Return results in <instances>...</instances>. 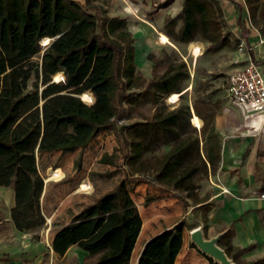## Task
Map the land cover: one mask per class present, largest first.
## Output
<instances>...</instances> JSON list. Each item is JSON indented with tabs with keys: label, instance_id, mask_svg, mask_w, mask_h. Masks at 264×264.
I'll list each match as a JSON object with an SVG mask.
<instances>
[{
	"label": "trees",
	"instance_id": "1",
	"mask_svg": "<svg viewBox=\"0 0 264 264\" xmlns=\"http://www.w3.org/2000/svg\"><path fill=\"white\" fill-rule=\"evenodd\" d=\"M173 1L164 0L158 8ZM233 3L239 14L238 25L245 31V13L254 17L259 0ZM178 20L181 23L175 30ZM163 28L166 36L177 42H189L200 35L209 42V49L226 44L213 0H182L177 14L164 19ZM47 39L49 42L43 45ZM134 43L126 18L108 15L95 0H0V186L13 188L11 218L15 227L30 231L45 223L40 206L44 179L37 167L38 150L49 149L51 143H56L51 149L84 150L104 131H111L118 143L111 153L101 156L100 162L121 167L123 178L84 205L52 241L59 255L74 244L89 255H98L86 264H129L139 226L130 197L134 185L146 183L167 191L182 202L184 210L193 205L192 210L208 212L212 206L207 202L208 193L197 194L195 175L199 168L208 174L209 170L213 172L220 160L221 141L214 127L217 110L194 102L193 113L197 125H201L184 133L178 125L189 111L187 104L156 110L141 122L122 123L128 105L141 100L157 103L164 95L179 93L187 78L184 62H167L161 56L152 65V76L145 78L137 70ZM103 54L108 57L102 76L107 108L104 116L97 118L91 109L77 106L61 115V106L44 107L49 97L79 87L95 57ZM37 56L39 59H35ZM159 68L162 70L157 73ZM61 76V80H53ZM82 97L90 99L87 94ZM67 121L77 127V136L58 143L56 139L45 140ZM59 163L67 166L68 157L59 159ZM113 173L115 170L101 175ZM62 174L59 169L54 171L56 178ZM89 187L82 183L79 189ZM152 199L146 196L145 204ZM183 225L180 220L147 240L139 264H174L182 244ZM202 228L205 233L207 217ZM230 235L231 229L221 236L218 245L236 262L235 255H230L231 246H223ZM245 249L234 248L236 254ZM205 257L209 264H217ZM247 264H264V256Z\"/></svg>",
	"mask_w": 264,
	"mask_h": 264
},
{
	"label": "crops",
	"instance_id": "2",
	"mask_svg": "<svg viewBox=\"0 0 264 264\" xmlns=\"http://www.w3.org/2000/svg\"><path fill=\"white\" fill-rule=\"evenodd\" d=\"M153 1L162 2V0ZM235 11L238 25L239 14L234 7L232 12ZM144 27L146 31H150L149 27ZM238 27L240 37L244 40L249 53V59L256 62L264 78V31L247 25L246 20L245 31L239 25ZM214 127L220 137L221 150L216 177L211 178L212 185L209 186L212 191L207 200L212 204L206 215L207 225L208 230H213V233L207 235L205 232L204 235L208 238L219 232L225 234L231 229L232 235L225 239L223 246L230 245L233 249L246 248L241 258L246 259L247 264L264 256V196H261L264 195V118L259 121L248 118L236 105L226 106L216 112ZM104 133L106 131L100 132L91 142H97ZM109 145V149L97 157L96 165L102 168V172L118 170L114 166L100 162L103 154L112 152L117 146L113 140ZM78 150L76 148L73 151L78 152ZM92 150L89 151L93 155L97 148L94 146ZM53 152L50 155L46 152H36L38 171L44 179L40 206L46 220L38 232L19 231L15 227L11 218V208L14 205L13 188L0 186V264H84V260L89 256L88 252L75 244L68 247L62 255L57 254L52 248L54 235L68 224L84 205L92 203L99 195L111 189L114 186L113 177L119 173L115 171L109 177H98L100 181H108L103 191L98 194L93 186L96 179L93 175L87 177L84 175V180L90 187L87 191L79 190L75 183L79 182L77 179L80 176L71 179L63 173L57 181L50 178L53 173L52 166L61 172H63L62 167H65L60 163L57 164L58 153L56 150ZM67 180L71 181L67 182ZM133 191L138 197L136 202L142 221L131 254V261L136 264L145 242L174 226L184 217L186 210L182 202L172 197L170 193L168 196L161 193L158 187L140 183L133 186ZM146 196L153 197L147 204H145ZM193 207L191 205V209ZM194 227L196 226L191 228L182 226V244L174 264H209L206 257L190 242V230ZM236 263L240 264L237 260Z\"/></svg>",
	"mask_w": 264,
	"mask_h": 264
},
{
	"label": "rangeland",
	"instance_id": "3",
	"mask_svg": "<svg viewBox=\"0 0 264 264\" xmlns=\"http://www.w3.org/2000/svg\"><path fill=\"white\" fill-rule=\"evenodd\" d=\"M233 1L243 3V0H213L217 8L221 32L226 38V44L218 49L212 50L209 49V42L200 35H196V37L189 42H177L164 33V19L166 17H173L177 14L180 10L182 0H174L165 8H158L160 2H154L153 0H95L96 3H100L103 8L106 9L108 15L126 18L128 28L135 37L134 47L137 70L145 78L148 79L152 76V65L160 56L166 58L167 62H184L187 71V78L181 85V92L164 95L157 103L141 100L136 104L128 105L127 115L126 118L121 121L122 123L141 122L151 117L156 110H167L181 104H187L189 106V111L186 113L181 124L178 125L179 131L184 133L190 131L191 128L198 129L200 127L197 125L195 114L192 109V104L194 102L202 103L217 111L226 106H233L227 92L229 77L234 70L241 68L249 61V53L246 49L244 40L240 37V29L236 24V11L232 12L236 5ZM245 20L247 25L264 31V0H259V6L254 17L249 16L248 12L245 13ZM180 23V20H178L175 30H177ZM144 26L149 27L150 31H146ZM48 42L49 41L46 43ZM35 59H39V57L37 56ZM107 63V54L95 57L91 71L79 87L49 97L43 103L44 107L54 108L61 106V115L70 108L77 106L82 110L86 108L91 109L94 116L97 118L104 116L107 108L102 76L107 67ZM161 70V68L157 69V73ZM83 94L89 95L90 99H83ZM180 94L182 95L180 96ZM77 135V127L67 121L61 126L57 133L47 137L45 140L49 141L51 139H56L58 143L65 140L67 137H74ZM112 140L114 144L118 145L113 133L111 131H106L103 136L101 135V137L98 138L97 142L89 143L84 150L78 148V152L51 149L50 147H53L56 143L48 144L47 148L49 149H40L38 152H46V154L50 155L56 150L58 153L57 164H59V159L68 157L70 164L62 167L65 176L67 178L71 176H80L77 179L79 182L75 183L78 189L80 184L87 183L84 180L85 176L93 175V178L96 179L93 186L97 189L96 194H98L103 191L108 181H100L101 179H98V177H102L101 174L105 171L102 172V168L96 165L97 157L100 153L109 149L111 145H109V142H112ZM94 146L97 150L93 152L92 155L89 150H92ZM80 155L81 161L78 162ZM57 167L58 165H56V168ZM116 168L118 170H114L117 171L119 175L113 177L112 181L114 185L121 180V176L123 175V169L121 167ZM217 169L218 165L213 172L210 173L209 170L208 174L205 173L202 168H199L195 175L196 182L199 185L196 192L199 196H202L204 193H211L212 189L209 185H212L210 181L211 178L213 179L216 177L215 174ZM51 170L54 172L56 169L52 166ZM61 182H63V180H61ZM161 191V193L168 196L169 193L167 191L162 189ZM130 197L136 206L137 215L139 217L138 232L134 239L129 258V264H133L131 261V254L141 229L142 221L136 202L138 197L133 190L130 193ZM206 215L207 212L203 209L192 210L190 205L187 207L184 217L181 220H183V226L187 228L193 226L203 227L204 217H206ZM39 230L40 228L35 231L38 232ZM206 232L207 235H209L213 233V230H208L207 225ZM229 251L230 255H235L237 262L246 264V259L241 258L242 252L236 254L232 247L229 248ZM140 253L136 264H139ZM97 256L98 255L87 256L84 260V264L94 261Z\"/></svg>",
	"mask_w": 264,
	"mask_h": 264
},
{
	"label": "built area",
	"instance_id": "4",
	"mask_svg": "<svg viewBox=\"0 0 264 264\" xmlns=\"http://www.w3.org/2000/svg\"><path fill=\"white\" fill-rule=\"evenodd\" d=\"M227 92L232 104L242 109L245 117L258 121L264 118V78L253 59L231 73Z\"/></svg>",
	"mask_w": 264,
	"mask_h": 264
},
{
	"label": "water",
	"instance_id": "5",
	"mask_svg": "<svg viewBox=\"0 0 264 264\" xmlns=\"http://www.w3.org/2000/svg\"><path fill=\"white\" fill-rule=\"evenodd\" d=\"M49 41V39H48ZM45 45L47 43H44ZM62 79V76L59 80ZM54 81H59L55 80ZM224 232H219L214 236L206 238L202 226H196L190 230V242L203 255L210 257L217 264H237L230 258L224 249L218 245V241Z\"/></svg>",
	"mask_w": 264,
	"mask_h": 264
},
{
	"label": "bare ground",
	"instance_id": "6",
	"mask_svg": "<svg viewBox=\"0 0 264 264\" xmlns=\"http://www.w3.org/2000/svg\"><path fill=\"white\" fill-rule=\"evenodd\" d=\"M47 41H48V39H47ZM44 44V43H43ZM59 80V79H58ZM62 176H63V174H62ZM61 176V177H62ZM61 177H59V178H56L55 176H54V172L52 173V175L50 176V178H54L55 180H57V179H60ZM78 189H79V187H78ZM80 190V189H79Z\"/></svg>",
	"mask_w": 264,
	"mask_h": 264
}]
</instances>
